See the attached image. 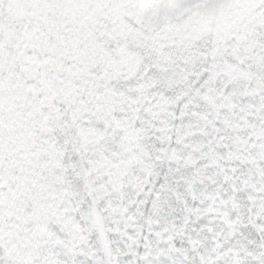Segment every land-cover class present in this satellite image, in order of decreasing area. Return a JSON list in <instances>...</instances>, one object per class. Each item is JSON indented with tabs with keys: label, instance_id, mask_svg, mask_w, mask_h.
<instances>
[{
	"label": "snow or ice",
	"instance_id": "obj_1",
	"mask_svg": "<svg viewBox=\"0 0 264 264\" xmlns=\"http://www.w3.org/2000/svg\"><path fill=\"white\" fill-rule=\"evenodd\" d=\"M0 264H264V0H0Z\"/></svg>",
	"mask_w": 264,
	"mask_h": 264
}]
</instances>
